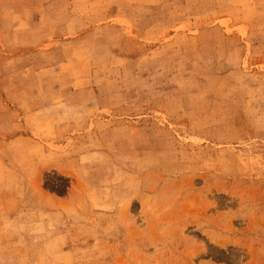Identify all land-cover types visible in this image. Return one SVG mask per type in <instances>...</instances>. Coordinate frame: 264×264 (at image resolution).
I'll return each mask as SVG.
<instances>
[{
    "label": "rangeland",
    "instance_id": "obj_1",
    "mask_svg": "<svg viewBox=\"0 0 264 264\" xmlns=\"http://www.w3.org/2000/svg\"><path fill=\"white\" fill-rule=\"evenodd\" d=\"M0 264H264V0H0Z\"/></svg>",
    "mask_w": 264,
    "mask_h": 264
}]
</instances>
